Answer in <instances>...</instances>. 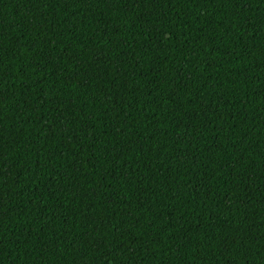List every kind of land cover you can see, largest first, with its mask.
I'll return each mask as SVG.
<instances>
[{"label": "trees", "instance_id": "trees-1", "mask_svg": "<svg viewBox=\"0 0 264 264\" xmlns=\"http://www.w3.org/2000/svg\"><path fill=\"white\" fill-rule=\"evenodd\" d=\"M0 264H264V0H0Z\"/></svg>", "mask_w": 264, "mask_h": 264}]
</instances>
